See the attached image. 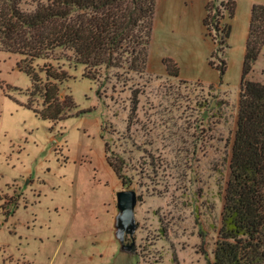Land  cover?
Returning <instances> with one entry per match:
<instances>
[{"label":"rangeland","instance_id":"rangeland-1","mask_svg":"<svg viewBox=\"0 0 264 264\" xmlns=\"http://www.w3.org/2000/svg\"><path fill=\"white\" fill-rule=\"evenodd\" d=\"M68 55L57 49L50 60L68 70L62 96L75 108L54 123L25 106L31 78L18 68L21 55L0 48V264H211L238 85L228 92L147 74L124 84L117 69L95 84ZM254 68L264 70V47ZM106 141L127 159L139 196L133 252L115 236L117 192L126 188L105 159ZM17 196L7 215L2 205Z\"/></svg>","mask_w":264,"mask_h":264},{"label":"trees","instance_id":"trees-1","mask_svg":"<svg viewBox=\"0 0 264 264\" xmlns=\"http://www.w3.org/2000/svg\"><path fill=\"white\" fill-rule=\"evenodd\" d=\"M237 4L238 0H209L205 7L203 25L215 43L209 64L219 72V84L228 69L229 21ZM156 8L157 0H0V48L21 55L18 68L32 81L25 106L54 123L69 117L75 108L68 93L62 96L63 85L71 77L68 70L50 60L57 49L70 53L64 58L74 67L82 66V75L95 84L111 69H117L115 76L124 84L146 74ZM263 47L264 3H254L222 224L211 264H264V81L253 77ZM164 62L169 78H178L177 63L171 58ZM131 92L130 123L141 90ZM109 150L106 141L105 159L121 187L133 188L127 159ZM18 200V196L11 197L2 205L7 215L13 209L6 210V205L17 207Z\"/></svg>","mask_w":264,"mask_h":264},{"label":"crops","instance_id":"crops-1","mask_svg":"<svg viewBox=\"0 0 264 264\" xmlns=\"http://www.w3.org/2000/svg\"><path fill=\"white\" fill-rule=\"evenodd\" d=\"M208 1L157 0L146 74L170 77L164 60L171 58L179 68V77L174 79L214 85L228 92H232V86L238 85L239 95L251 8L254 3H264V0H238L236 14L229 21L231 34L226 50L228 69L223 84H219V72L209 64L215 43L206 35L203 25ZM236 75H239L237 84ZM253 77L264 81V70L259 73L255 69Z\"/></svg>","mask_w":264,"mask_h":264},{"label":"water","instance_id":"water-1","mask_svg":"<svg viewBox=\"0 0 264 264\" xmlns=\"http://www.w3.org/2000/svg\"><path fill=\"white\" fill-rule=\"evenodd\" d=\"M139 200L137 191L134 188L130 189H120L117 192V209L118 212L115 216L114 226H115V236L120 243V249L124 252L135 251V232L137 230V220H136V206ZM125 209L131 210L135 216H133L132 222L128 224L125 228L123 222L120 219L119 213H122ZM125 231L126 235L124 239H119L117 237L118 231ZM128 237L131 238V243L127 242Z\"/></svg>","mask_w":264,"mask_h":264},{"label":"clouds","instance_id":"clouds-1","mask_svg":"<svg viewBox=\"0 0 264 264\" xmlns=\"http://www.w3.org/2000/svg\"><path fill=\"white\" fill-rule=\"evenodd\" d=\"M119 216L124 224V227L126 228L128 224L132 222L133 216H135V214L131 210L125 209L122 213H119ZM116 234L119 239H124L126 232L121 230Z\"/></svg>","mask_w":264,"mask_h":264}]
</instances>
